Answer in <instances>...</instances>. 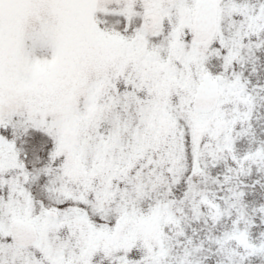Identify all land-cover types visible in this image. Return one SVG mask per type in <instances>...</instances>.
<instances>
[{"label":"snow or ice","instance_id":"obj_1","mask_svg":"<svg viewBox=\"0 0 264 264\" xmlns=\"http://www.w3.org/2000/svg\"><path fill=\"white\" fill-rule=\"evenodd\" d=\"M0 264H264V0H0Z\"/></svg>","mask_w":264,"mask_h":264}]
</instances>
